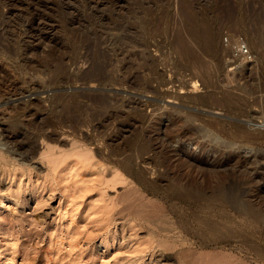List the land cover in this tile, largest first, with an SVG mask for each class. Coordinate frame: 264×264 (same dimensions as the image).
I'll return each instance as SVG.
<instances>
[{
  "label": "rangeland",
  "instance_id": "rangeland-1",
  "mask_svg": "<svg viewBox=\"0 0 264 264\" xmlns=\"http://www.w3.org/2000/svg\"><path fill=\"white\" fill-rule=\"evenodd\" d=\"M179 2L0 0V264H264V0H188L210 50Z\"/></svg>",
  "mask_w": 264,
  "mask_h": 264
},
{
  "label": "bare ground",
  "instance_id": "bare-ground-1",
  "mask_svg": "<svg viewBox=\"0 0 264 264\" xmlns=\"http://www.w3.org/2000/svg\"><path fill=\"white\" fill-rule=\"evenodd\" d=\"M180 2H179L180 5H178L180 7L179 8L180 9L179 12L186 19L187 24H189L188 26L190 27V29H189V33L190 34L188 35L189 36L188 39L190 40V42L199 43L202 40L203 42H202L201 45H202V48H204V50H210L211 48H213L215 46L214 45L215 44L214 43L215 42L214 41L215 35H214V30L212 29V27L209 26V24H206L204 21H202V22L199 21V23L196 22V19H199V18H196L195 13H194V10L189 5L188 0H182V1L180 0ZM196 13H198V12L196 11ZM201 15H203V14H201ZM206 17L207 16H205V18ZM170 25H171V23H170ZM174 27H175V25H174ZM176 27L178 28V25ZM178 31H179V29H178ZM184 33H186V32L184 31ZM179 34H180V32H179ZM181 34H183V33H181ZM128 37L129 36L120 35L118 37V41L116 42L115 45H113V44L110 43L111 45H113L111 51H115L116 49H119V45H122L124 43H126V44H128V43L129 44H133L134 42H132V40L129 39ZM177 37H178V41H177L178 42V46L181 49H184L182 47L186 43L187 44L190 43V42H188V39H185V38H183L180 35L177 36ZM193 45L195 47V44H193ZM116 46H118V47H116ZM89 47L90 46H87L86 47V53H85L86 62H89V65H88L89 67H87L88 68L87 71H84L80 76L77 77V79L79 81H82V82H85V83H92V84H98V85L101 84V83H103V82H105V81H107V80L112 81L114 84H116L117 81L119 82L120 79H118V80L116 79L117 80L116 81L111 76L112 73L109 74L110 72L108 71L109 70V67L111 65V63H110L111 57L108 54H99V53H98V57L96 56L97 53H95V54L92 55L93 52L90 51ZM183 51L185 52V55L186 56L194 59L195 61H198V56L196 54L197 52H195V50H193L191 48H185ZM143 60H145V59H143ZM153 64L151 65V63H149L150 67L147 66L149 68V71H151V72L155 68V67L153 68ZM123 69H125V68H123ZM107 71H108V74H107ZM122 82H124V81H121V83ZM130 82H132V81H130ZM130 82L127 81V83H130ZM89 99L91 100L92 103L97 104V106L98 105L100 106L102 104H105L106 105L107 103H109V102H107L108 98L105 95H101V94L93 95ZM138 108L136 107V109H138ZM99 113H100L99 111L92 112V113L89 114V117L88 116L87 117L88 118H93L96 115L98 116ZM188 120H193L192 116H189L188 117ZM157 122H159V121H157ZM261 126H264V124H262ZM174 127H175V123L170 122L169 123V128L170 129H173ZM0 137H2L1 140L4 143L12 142L14 140V136L11 133H9L8 131L6 132L4 130H3V133H0ZM25 145L26 144H23V142L20 143V144H18V149L19 150H22L25 147ZM182 149L183 148H179V149L175 150V154H178V156L180 157V160H181V164L183 166L192 168L194 170H197L198 174H201L203 171H205L204 168H206V166L204 165V163L202 162V160L198 159L199 157H189L188 155L185 154L186 151L184 153L182 151Z\"/></svg>",
  "mask_w": 264,
  "mask_h": 264
},
{
  "label": "built area",
  "instance_id": "built-area-1",
  "mask_svg": "<svg viewBox=\"0 0 264 264\" xmlns=\"http://www.w3.org/2000/svg\"><path fill=\"white\" fill-rule=\"evenodd\" d=\"M221 44L231 52L234 60L249 64L254 59V55L241 34L225 31L222 35Z\"/></svg>",
  "mask_w": 264,
  "mask_h": 264
}]
</instances>
